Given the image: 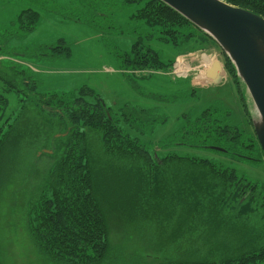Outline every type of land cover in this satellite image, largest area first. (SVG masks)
<instances>
[{"label": "rangeland", "instance_id": "rangeland-1", "mask_svg": "<svg viewBox=\"0 0 264 264\" xmlns=\"http://www.w3.org/2000/svg\"><path fill=\"white\" fill-rule=\"evenodd\" d=\"M97 1L99 11L94 15L86 9L73 10L68 0H0V68L8 65L29 71L39 83L37 92H68L89 87L105 105L113 106L114 112L124 105L155 108L166 121L154 129L153 140L166 136L172 139L183 114L195 118L202 110L214 106L227 110L222 116L226 124L254 132L253 120L258 118L255 107L242 87L250 115L245 113L238 87L229 76L221 85H212L197 74L200 67L192 64L190 77L125 70L119 55L129 51L138 36L136 32L144 27L134 28L136 22L129 19L131 7L114 6L111 0ZM24 9H34L40 14L36 26L27 33L19 29L16 21ZM59 39L68 45L65 56H51L45 47L38 48L55 45ZM151 42L165 61L182 57L197 64L195 59L205 54L197 47ZM214 45L218 48L215 41ZM209 50L206 58L223 61L218 49ZM10 73L6 78L11 77L10 81L18 86L14 91L26 87L23 78ZM125 73L136 74L133 78L139 88L127 81ZM141 75L146 78L138 77ZM0 86L8 85L0 82ZM14 91L4 93L8 99L6 115L14 121L0 149V264H56L40 254L30 240L25 210L30 195L54 161L56 145L60 144L54 145V140L64 135L61 133L64 130L55 117L41 111L32 101L24 103L22 109L24 104L21 105L19 95L22 98L24 94ZM30 93L26 91L27 95ZM168 150H160L158 154L173 152L209 159L234 169L264 190V161L234 158L213 149L186 145H172ZM100 169L96 195L108 221L110 247L103 264H177L208 257L218 260L241 250L259 248L256 230L263 231V226L256 211L245 217L235 215L232 210L218 211L220 206H216L212 190L199 186V180L190 182L185 168L166 172L161 181L158 176L148 177L136 168ZM261 243L263 246L264 233ZM225 251L229 253L224 256Z\"/></svg>", "mask_w": 264, "mask_h": 264}, {"label": "trees", "instance_id": "trees-1", "mask_svg": "<svg viewBox=\"0 0 264 264\" xmlns=\"http://www.w3.org/2000/svg\"><path fill=\"white\" fill-rule=\"evenodd\" d=\"M68 1L74 6L73 10L86 9L93 11L94 15L98 14L97 0ZM223 1L264 17V0ZM111 4L131 7L129 19L136 22L134 28L144 27L136 32L138 36L129 51L119 55L125 70H132V73L136 70L170 72L174 60H163L150 45L152 40L172 47H197L204 52L215 47L222 54L226 73L238 87L245 113L250 115L231 61L219 46L217 48L214 45L209 35L160 0H111ZM39 19L40 14L34 9H24L16 17L19 29L24 33L32 30ZM39 47H45L51 56L68 54V45L63 39H59L55 45ZM6 66L0 68V82L8 85L0 86V149L14 121H10L12 117L6 115L8 99L5 94L18 87L10 81L11 77L6 78L8 72H11L10 76L23 78L22 83L26 85L14 91L24 94L22 98L19 95L21 105L32 101L41 111L55 117L58 126L64 130L61 131L64 135L54 140V145L58 142L60 144L56 145L52 165L26 204L25 228L40 254L56 264H103L106 261L110 252L108 221L96 195L98 174L102 166L112 169L136 168L144 171L148 177L158 176L160 181L166 172H175L181 167L186 169L190 182L197 183L199 180V186L206 191L212 190L216 206H220L218 211L232 210L235 215L245 217V214L255 210L263 231L256 230L259 248L255 250H241L231 257L222 256L218 260L208 257L203 261L177 264L264 262V245L260 246L261 235L264 233V190L257 183L238 175L234 169L222 167L209 159L173 152L158 154V151H166L172 145L209 149L219 147L224 149L220 152L234 158L264 161L254 132H244L223 122L222 116L227 110L214 106L202 110L195 118L183 114V121L171 136L172 139L166 136L153 140L154 129L166 121V117L155 108L124 105L114 112L113 106L105 105L104 100L86 86L68 92H37L39 83L29 71ZM132 73H125V78L137 89L139 86L133 78L136 74ZM144 76L138 77L146 78ZM26 91L31 93L27 95ZM88 97L92 100H88ZM147 97L168 102L163 101V98ZM183 138L187 141H183ZM42 155L51 156L48 153ZM199 237L204 235L199 234ZM227 253L225 251L224 256Z\"/></svg>", "mask_w": 264, "mask_h": 264}, {"label": "water", "instance_id": "water-1", "mask_svg": "<svg viewBox=\"0 0 264 264\" xmlns=\"http://www.w3.org/2000/svg\"><path fill=\"white\" fill-rule=\"evenodd\" d=\"M160 1L209 35L231 61L255 107L253 131L264 160V17L223 0Z\"/></svg>", "mask_w": 264, "mask_h": 264}, {"label": "crops", "instance_id": "crops-1", "mask_svg": "<svg viewBox=\"0 0 264 264\" xmlns=\"http://www.w3.org/2000/svg\"><path fill=\"white\" fill-rule=\"evenodd\" d=\"M204 53L205 54L200 56V59L199 57L195 59L197 64H193V61L189 62V64L195 65L196 67H200L198 69V71L200 72H198L197 74H202V77H204L206 81L210 82V84L221 85L227 78H229L228 74L226 73V70L224 69L223 62L213 58H206V56H209L208 54H210V51ZM195 55L197 56V53Z\"/></svg>", "mask_w": 264, "mask_h": 264}, {"label": "built area", "instance_id": "built-area-1", "mask_svg": "<svg viewBox=\"0 0 264 264\" xmlns=\"http://www.w3.org/2000/svg\"><path fill=\"white\" fill-rule=\"evenodd\" d=\"M191 70L192 66L189 62L181 57L174 60L169 73L177 77H190Z\"/></svg>", "mask_w": 264, "mask_h": 264}]
</instances>
